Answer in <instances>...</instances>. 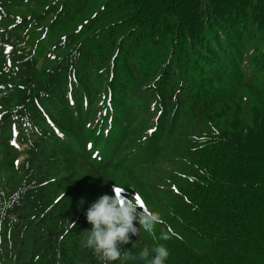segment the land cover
<instances>
[{"label":"trees","instance_id":"16d2710c","mask_svg":"<svg viewBox=\"0 0 264 264\" xmlns=\"http://www.w3.org/2000/svg\"><path fill=\"white\" fill-rule=\"evenodd\" d=\"M115 186L161 217L122 250L264 264V0H0V264H101Z\"/></svg>","mask_w":264,"mask_h":264},{"label":"clouds","instance_id":"9594fccd","mask_svg":"<svg viewBox=\"0 0 264 264\" xmlns=\"http://www.w3.org/2000/svg\"><path fill=\"white\" fill-rule=\"evenodd\" d=\"M114 195L103 194L86 210V219L92 225L86 230L82 241L84 247L93 251L101 264H111L113 261L139 259L146 264H165L170 251L165 244L157 243L149 249L145 247L138 256L130 251L122 250V246L130 241V234H139L141 228L157 239L154 234L155 226L161 223L158 213L142 208L135 195L122 197L116 192ZM138 206L142 211H138ZM137 221L138 225L133 222ZM72 223V227H74ZM170 235L161 233L158 239L169 240ZM154 253V256H151Z\"/></svg>","mask_w":264,"mask_h":264},{"label":"snow or ice","instance_id":"6c2138e0","mask_svg":"<svg viewBox=\"0 0 264 264\" xmlns=\"http://www.w3.org/2000/svg\"><path fill=\"white\" fill-rule=\"evenodd\" d=\"M116 192H117V194H120L121 189H120V188H117V189H116ZM136 198H137L138 203H141V206H142V202H141V200H140V197L137 196Z\"/></svg>","mask_w":264,"mask_h":264}]
</instances>
